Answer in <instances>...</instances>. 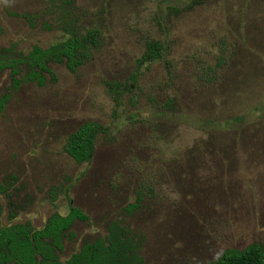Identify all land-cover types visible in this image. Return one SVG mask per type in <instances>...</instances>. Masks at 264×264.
Returning a JSON list of instances; mask_svg holds the SVG:
<instances>
[{
  "label": "rangeland",
  "instance_id": "rangeland-1",
  "mask_svg": "<svg viewBox=\"0 0 264 264\" xmlns=\"http://www.w3.org/2000/svg\"><path fill=\"white\" fill-rule=\"evenodd\" d=\"M96 30L82 68L51 63L54 78L0 113L1 225L43 230L69 198L90 222L73 226L63 263L117 222L145 237L144 264L264 246V0H0V49ZM152 42L162 58L138 65ZM11 85L1 73L0 97ZM86 124L102 131L78 165L64 149Z\"/></svg>",
  "mask_w": 264,
  "mask_h": 264
},
{
  "label": "trees",
  "instance_id": "trees-1",
  "mask_svg": "<svg viewBox=\"0 0 264 264\" xmlns=\"http://www.w3.org/2000/svg\"><path fill=\"white\" fill-rule=\"evenodd\" d=\"M69 34L65 40L48 49L35 47L28 55L17 51L16 46L0 49V74L10 71L12 77L9 93L0 97V113L5 112L23 84L37 83L39 87H44L46 74L54 78V72L49 67L51 63L66 62L68 70L76 73L101 45L97 30L89 31L86 35L77 32ZM163 50L164 47L158 42L148 44L146 54L138 65L160 60ZM218 61L219 66H222L225 58H219ZM109 87L112 92L117 93L121 85L112 84ZM101 131L102 128L97 124L83 125L68 138L64 149L66 154L78 165L88 164L95 153ZM5 194L6 190L0 185V195ZM141 201L139 195L137 203L128 210H137ZM68 205L67 215L54 214L43 230H35L31 225L3 227V211L0 206V264H144L145 237L118 222L108 227L105 237L85 244L78 253L63 263L61 256L65 252V241L75 239L73 226L77 222H90V218L74 207L69 198ZM211 264H264V246L256 243L242 251L227 250Z\"/></svg>",
  "mask_w": 264,
  "mask_h": 264
}]
</instances>
